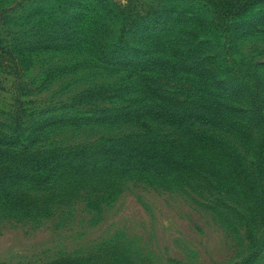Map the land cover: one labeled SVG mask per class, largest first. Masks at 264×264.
I'll return each instance as SVG.
<instances>
[{"label":"rangeland","instance_id":"rangeland-1","mask_svg":"<svg viewBox=\"0 0 264 264\" xmlns=\"http://www.w3.org/2000/svg\"><path fill=\"white\" fill-rule=\"evenodd\" d=\"M249 10L228 25L263 30L264 3ZM208 20L215 17L204 0H0V145L20 132L31 154L29 135L38 133L42 151H82L70 163L83 165L89 177L103 141H138L134 134H143L131 124L136 111L118 125H106L103 115L164 103L171 112L155 109L160 117H192L187 132L219 135L227 149L209 156L210 164L194 157L190 169L177 168L186 179L157 170L160 178L152 183L76 181L85 188L81 199L48 202L39 199L42 193L22 189L13 197L0 189V264H264V67L244 73L264 63V32L225 35ZM144 52L152 65L138 70L157 89L154 94L143 89L131 66L95 61L105 55L140 58ZM204 68L223 81L212 96L202 97L203 91L177 78L199 81ZM155 72L165 80H156ZM232 123L239 126L224 133ZM154 128L181 149L183 129ZM235 149L255 174L244 177L230 162L219 164ZM63 162L52 160L42 173ZM64 176L59 187L68 184ZM108 187L115 198L100 204L96 197ZM19 197L27 199L22 209ZM43 202L46 215L32 219L29 212Z\"/></svg>","mask_w":264,"mask_h":264},{"label":"trees","instance_id":"trees-1","mask_svg":"<svg viewBox=\"0 0 264 264\" xmlns=\"http://www.w3.org/2000/svg\"><path fill=\"white\" fill-rule=\"evenodd\" d=\"M205 4L209 7L211 14L215 17V21L208 20V24L212 27L213 31L222 32L223 34H232L239 36L243 35H253V33L264 32V29L254 28L252 30V26L245 27L240 30L241 25H231L229 26L228 22L235 23L238 19L245 17L249 13V9L255 4L264 3V0H204ZM17 5V4H16ZM115 6V5H114ZM116 7V6H115ZM123 9L120 10V15L125 19V14L123 13ZM127 19V18H126ZM128 25L125 21L122 23L119 42H124L123 36L124 33L127 32ZM230 27V29H229ZM222 40L229 39V36H225ZM177 45L180 42H176ZM228 43V42H227ZM174 45V42H173ZM150 53V52H149ZM144 52L145 57H121L117 55H105L99 56L95 58V61L107 65L109 67H127L131 66V73L136 75V78L143 87V89L148 88L152 93H157V89L153 86H147V75L139 72L138 67L141 64L143 69L148 68L152 65V61L148 58L150 54ZM185 56V60H188V55ZM225 63V60H222ZM162 69L167 65L165 62H161ZM185 67L179 66L178 69ZM264 67V63L255 65L250 67L248 71L244 73H250L257 68ZM170 70V68H169ZM171 71V70H170ZM189 72V69L187 70ZM201 75H199V81H195L194 79H189L184 77V75H180L177 77L178 80H181L183 84H189V86H193L192 89H199L203 91L202 97L205 95H214L212 90L216 87H219V84H223V81L217 77L216 74L211 72V69L204 68L200 69ZM147 72V71H146ZM145 72V73H146ZM173 72V71H172ZM151 73V72H150ZM148 74V73H147ZM156 76V80H165L159 73H153ZM181 74H184L183 72ZM192 76L196 75L195 72L190 71ZM248 75V74H247ZM257 75V74H255ZM218 79H214V78ZM214 79V80H213ZM212 80V81H211ZM246 86V85H245ZM253 86V85H252ZM247 87V86H246ZM240 86L231 87L232 90H238ZM249 87H247L248 89ZM241 93V92H239ZM201 97V98H202ZM159 96L157 100H160ZM158 109L163 112H171L170 105L164 103H155L153 105L144 104L138 105V108L134 111H131L130 108L127 107V110L124 108L117 109L114 113L111 112L107 115H103L105 118L103 122L106 125H118L128 123V117L137 112V116L134 117V122L131 124L142 130L143 134H134L136 138L140 139L138 141H134L133 137L125 141H120L114 138H108L103 141V144L99 146L97 152L94 154L95 163L97 162V169L95 171H91V175L88 177L84 172H81L84 168L83 165L77 166L76 164L70 163L73 162L75 158L83 157L82 151H64V150H52V151H42L43 146L42 139L38 133L30 134L31 136L29 140V145L34 147L35 150L31 154L29 149L24 143L22 145L21 142H25L22 138V133L14 130L16 133V138L7 139L6 143L1 144L0 146H5L7 149L0 150V189H9V193L14 197L15 193H19L22 189H27L28 191H33V193H42L39 199H42L48 202L52 200H56L57 202H61L63 198L68 199H81L85 198V190L84 187H81L82 184H75V182L81 180L82 182L87 181L85 183H95L97 181H101L102 184L116 181H126V180H135L145 183H152L155 180L159 179V176H156V171L160 172H174L178 173L180 178L186 179V175H181L182 171L177 170V168H181L184 170H188L191 168V160L194 157H199L207 163H211L209 156L219 157L222 154V151H226L227 149L223 147V143H225L224 139L219 137V135L215 136L212 134H206V131H202L197 129L195 131L187 132V127L185 123L192 119V117H160L155 111ZM144 116H141L144 114ZM147 114L156 115L157 117L148 116ZM170 114V113H169ZM210 119V118H208ZM216 119L213 118L211 124ZM15 125L17 124V120H15ZM233 125H228L227 129H224V133H231V128L235 126H239L236 123H232ZM220 123L217 121L216 126L219 127ZM154 126H165L167 128L172 129H183L181 133V149L175 147V142L171 140L170 135H164L160 137L156 132ZM153 131V132H152ZM145 133V134H144ZM153 133V134H152ZM237 136V134L235 133ZM151 136V137H150ZM191 136V137H190ZM9 138V137H7ZM17 138L19 140H17ZM6 140V139H5ZM193 140V145H191V141ZM230 144L229 142H226ZM131 145V146H130ZM193 146V148H192ZM194 147L196 148L194 150ZM1 149V148H0ZM12 149H20L22 152L13 151ZM236 151V149H235ZM236 151L235 156H228L225 159H219V164L221 165L224 160L230 162L227 166H234L232 169L236 172L237 168H240V173L243 176H252L255 174V169H250V167H246L243 165L240 160L237 159ZM27 157V156H29ZM110 155L113 157L110 158ZM28 158V160H27ZM208 159V161H207ZM241 159V158H240ZM52 160H62L64 161L60 165H54L49 167L46 174L42 173L43 166H48L52 164ZM26 163V165L24 164ZM83 164V163H81ZM112 166V169H111ZM161 166H164V169H161ZM245 166V169H243ZM237 167V168H236ZM20 168H28L25 172L20 171ZM45 168V167H44ZM250 169V171H249ZM46 170V169H43ZM246 170V171H244ZM258 171V170H257ZM103 173V174H100ZM62 174L65 176L62 179H66L68 184L65 187H59L60 183L57 180H60ZM220 174V173H217ZM108 179V180H107ZM73 182V183H71ZM28 183L29 188H26ZM26 190V191H27ZM46 191V192H43ZM27 198L36 197L37 195H25ZM70 197V198H69ZM22 198V199H21ZM83 198V199H84ZM97 201L100 204H103L107 200L114 199V194H112L111 188H105L103 197L97 196ZM19 201V205H17L19 209L24 208V205H27L25 201H27L24 197L16 198ZM21 199V200H20ZM65 201V200H64ZM92 202V201H91ZM33 205V204H30ZM45 202L39 206H34L31 210L30 207H27V210H31L29 215L32 214V219L44 217L46 214L45 210ZM100 206V205H99ZM22 212V211H21ZM23 213H20L19 218H22Z\"/></svg>","mask_w":264,"mask_h":264},{"label":"crops","instance_id":"crops-1","mask_svg":"<svg viewBox=\"0 0 264 264\" xmlns=\"http://www.w3.org/2000/svg\"><path fill=\"white\" fill-rule=\"evenodd\" d=\"M16 2H17V0H16ZM12 7H10V9H11Z\"/></svg>","mask_w":264,"mask_h":264}]
</instances>
